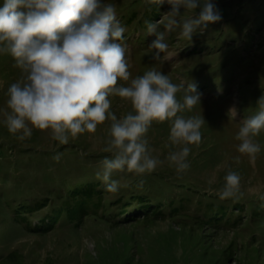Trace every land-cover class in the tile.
<instances>
[{
    "label": "rangeland",
    "instance_id": "374dc122",
    "mask_svg": "<svg viewBox=\"0 0 264 264\" xmlns=\"http://www.w3.org/2000/svg\"><path fill=\"white\" fill-rule=\"evenodd\" d=\"M254 1L261 3L254 5ZM104 2L115 5L116 18L125 28L122 43L127 47L133 77L155 68L169 75L173 83L196 85L200 102L182 115L203 117L202 141L199 146L189 145L190 167L178 174L167 160L168 154L175 150L169 141L170 122H153L145 138L152 155L162 163L143 176L114 172L112 179L120 186L116 193L105 194L104 218L100 217V210L99 217H88L80 227L75 222L62 221L47 234L26 231L22 225L0 227V255L5 257L18 251L23 254L24 264H264V219L257 223L250 220L249 211L264 199V131L254 137L261 149L255 159L238 152L240 141L236 139L243 120L258 113L257 101L264 96V1L211 0L221 20L209 24L203 34H194L191 41L180 37V28L166 32L165 42L172 53V58L166 61L153 59L155 50L149 46L156 36L149 35L147 25L145 28L143 25L145 21H159L170 5L163 4L160 17L153 20L145 7L146 0ZM183 11L181 19H188L198 15L200 8L195 13ZM134 12L135 20L129 21ZM157 30L164 28L161 25ZM20 75L12 57L0 54V109L5 107L7 88ZM177 96L182 99L183 91ZM111 107L118 118L131 111V105L119 97L112 98ZM232 108L237 113L235 118L229 113ZM107 128L106 122L95 133L80 135L66 145L52 140L47 130L33 129L32 136L21 141L7 131L0 116V147L9 148L4 158L9 164L6 172L0 173V179L9 173L7 182L0 183L5 198L2 203L21 200L19 188L43 196L51 191L61 194L71 184L85 182L86 177L103 183L96 173L101 161L111 157L103 151ZM57 153L61 154L59 162L52 159ZM236 157L240 158L239 163ZM230 170L240 175L242 194L223 202L230 208L236 204L248 208L241 226L202 228L196 223L203 214L200 211L185 217L156 221L140 218L116 225L121 213L120 207L113 205L115 202H126L128 197L139 194L154 202L162 197L179 199L189 184L195 186V197L207 194L218 198ZM54 174L66 179L50 182L48 177ZM140 180L144 181L142 186ZM54 204L59 201L54 200ZM164 208H169L168 203ZM50 209L47 206L34 214L29 219L31 226H37ZM4 216L0 219L7 218ZM229 256L233 259L229 260Z\"/></svg>",
    "mask_w": 264,
    "mask_h": 264
},
{
    "label": "clouds",
    "instance_id": "9594fccd",
    "mask_svg": "<svg viewBox=\"0 0 264 264\" xmlns=\"http://www.w3.org/2000/svg\"><path fill=\"white\" fill-rule=\"evenodd\" d=\"M146 3L170 5L159 21H145L149 35L156 36L149 46L155 50L154 60L172 58L166 32L180 28V37L191 41L194 34H203L209 24L222 18L211 0ZM198 7V15L181 19V9L195 13ZM161 25L164 31L157 30ZM124 32L115 5L104 0H3L0 7V54L10 55L21 72L7 88L5 107L0 109L7 131L23 141L33 129L47 130L52 140L66 145L107 122L103 151L111 157L101 161L96 176L109 193H116L120 186L112 179L114 172L143 176L162 163L152 155L145 138L153 122H170L169 141L175 150L167 160L178 174L190 167L189 145L199 146L205 124L203 117L182 115L200 102L195 84L173 83L155 68L132 76L122 43ZM182 91L180 99L177 94ZM113 97L130 104L131 111L118 118L111 107ZM257 104L258 113L243 120L236 135L238 152L251 159L261 150L254 137L264 131V96ZM229 113L232 118L237 114L235 108ZM52 159L59 162L61 154ZM235 159L239 163L240 158ZM224 181L220 199L242 194L237 172L228 171Z\"/></svg>",
    "mask_w": 264,
    "mask_h": 264
},
{
    "label": "trees",
    "instance_id": "16d2710c",
    "mask_svg": "<svg viewBox=\"0 0 264 264\" xmlns=\"http://www.w3.org/2000/svg\"><path fill=\"white\" fill-rule=\"evenodd\" d=\"M260 3L261 1L253 2L254 5H260ZM145 5L146 9L149 11V16L153 18V20L160 17V13L164 8V5H149L146 2ZM135 16L136 12L133 13V18L129 21H134ZM146 25L147 24H144L143 27L145 28ZM194 53L197 52L194 51ZM8 151V147H0V173H5V167L9 164V162L4 159L8 155ZM43 154L44 156H52L48 153ZM33 155L34 154H30L29 156ZM8 174L9 173H7L4 179H0V183L5 184L7 182L6 179ZM10 175L15 176L14 173H10ZM48 178L50 182L66 179L65 177H57L55 174ZM83 179H86V181L81 184H71L61 194H54L51 191L45 193L43 196H35L30 189L19 188L17 190H19L23 198L15 201L8 200L6 203H2L3 200H5V198H3L4 189L0 188V216L5 215L4 217H7L0 219V227L6 228L11 225H22L25 227L26 231L47 234L62 221L75 222L77 227H80L88 217H99L98 211L100 210L102 211L100 217L104 218V196L106 193H109L105 191V184L88 177ZM183 189L187 190L182 192L183 196H180L179 199L162 197L158 202H154L146 195L139 194L137 196L132 195L128 197L127 199L129 200L126 202H115L113 205L119 206L121 213L116 225L136 221L140 218L148 221H156L181 215L185 217L197 211L203 212L201 217L196 219L197 225L202 226V228H207L211 225L216 227L231 226L235 228L244 224V220H246L247 217L245 213L248 211V208L244 204H236L230 208L225 205V202H223L220 197L214 198L207 194L195 197L193 195L195 193L194 185L189 184ZM54 200L59 201V204L55 205ZM110 203L112 204V202ZM166 203L169 205L167 209L164 208ZM47 206L51 207L50 212L41 218L37 226H31L29 219ZM132 206L136 207L131 211L129 209ZM106 207H108V205H106ZM249 211L250 220H254L256 223L262 222L264 219V199L260 201L259 205L254 204ZM228 259L232 260L233 258L229 256ZM0 264H24L23 254L18 251H12L5 257L0 255Z\"/></svg>",
    "mask_w": 264,
    "mask_h": 264
}]
</instances>
